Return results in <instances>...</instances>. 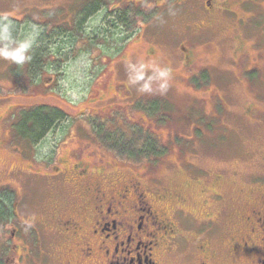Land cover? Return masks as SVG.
I'll return each mask as SVG.
<instances>
[{
	"label": "rangeland",
	"instance_id": "1",
	"mask_svg": "<svg viewBox=\"0 0 264 264\" xmlns=\"http://www.w3.org/2000/svg\"><path fill=\"white\" fill-rule=\"evenodd\" d=\"M103 1L100 12L84 18L95 5L100 7L99 0H0V18L17 20L21 27L15 39H31L29 55L33 48L43 51L41 36L48 49L37 69L30 68L31 60L18 65L0 59V194L13 182L20 216L30 221L43 216V179L12 173L14 167L27 165L19 154H30L20 138L26 116L22 111L54 108L64 117L35 146L31 158L37 153L36 168L42 167L41 154L52 152L56 144L64 156L101 148L104 160L136 169L147 184L159 180L172 192L178 190L199 218L202 199L215 191L225 205L224 234L220 232L218 241L225 249L229 225L247 209L246 199L264 196V13L248 26L229 18L196 34L200 64L212 70H207L205 82L192 86L171 79L163 94L141 93L139 85L128 82L127 64L153 61L133 47L137 30L151 15L145 6L150 1L128 9L133 34L125 29L124 35L97 31L114 20L112 7L127 6L123 0ZM156 14L161 21L155 28L160 32L157 48L171 54L196 16L169 8ZM70 34L75 38L71 42L66 40ZM239 41L245 42L244 57L236 62L233 52ZM161 57L155 62L165 67ZM254 67L260 72L246 70ZM152 97L158 101L148 104ZM140 149L151 152L140 155ZM8 235V227L0 224V252L10 245Z\"/></svg>",
	"mask_w": 264,
	"mask_h": 264
},
{
	"label": "flooded vegetation",
	"instance_id": "2",
	"mask_svg": "<svg viewBox=\"0 0 264 264\" xmlns=\"http://www.w3.org/2000/svg\"><path fill=\"white\" fill-rule=\"evenodd\" d=\"M99 1L100 7L94 6L90 18L105 5ZM144 1H150L151 15L137 30L133 47H139L143 52L139 54L151 61L162 56L165 67L172 69V79L192 86L205 82L207 70L212 71L200 64L196 34L229 18L248 26L264 13V0H123L125 10L112 7L114 20L97 31L125 33L126 29L133 34L128 9ZM164 8L194 14L197 21L185 27L187 36L175 42L171 54L157 48L160 32L155 28L161 21L156 13ZM239 43L233 52L236 62L244 57L245 42ZM246 70L260 72L256 67ZM156 99L148 98V104ZM20 138L30 146V154L18 153L27 165L14 167L12 176L43 179L44 212L32 221L20 216L14 203L15 184H7L10 189L0 194V224L8 227L5 241L10 245L0 252V264H264V196L246 199L247 209L230 223L233 231L228 229L227 248L222 249L218 241L220 232L224 234L225 205L214 196L217 192L202 199L199 218L187 207L189 198L178 190L172 192L159 180L147 184L136 169L123 167L118 160H104L101 148L88 153L69 151L64 156L56 144L52 152L41 154L42 167L36 168L37 153L34 161L31 157L40 141L23 133ZM105 145L114 151L113 145ZM183 230L194 235H185Z\"/></svg>",
	"mask_w": 264,
	"mask_h": 264
},
{
	"label": "clouds",
	"instance_id": "3",
	"mask_svg": "<svg viewBox=\"0 0 264 264\" xmlns=\"http://www.w3.org/2000/svg\"><path fill=\"white\" fill-rule=\"evenodd\" d=\"M145 6L151 7L147 2ZM31 47V39L17 40L13 37L9 24H5L0 28V59L11 61L18 65L24 64L31 60L29 55ZM127 71L129 84L139 85L137 90L141 93H151L157 90L163 94L167 92L172 79V69L162 67L155 61L149 63L143 61L138 63L129 62ZM149 72H151L150 75ZM154 84L156 85L155 89L153 87Z\"/></svg>",
	"mask_w": 264,
	"mask_h": 264
},
{
	"label": "trees",
	"instance_id": "4",
	"mask_svg": "<svg viewBox=\"0 0 264 264\" xmlns=\"http://www.w3.org/2000/svg\"><path fill=\"white\" fill-rule=\"evenodd\" d=\"M94 1H98V0H94ZM97 6V5H96ZM98 7H96L95 9H97ZM92 10H90L88 13H84V18H86L87 16H91L92 14ZM5 17H1L0 18V28L3 27V25L5 24H9L10 27V31L12 32L13 37L15 38L20 30L21 27L19 26L18 21L17 20H13L10 18H7V20H4ZM73 32V31H72ZM42 34V33H41ZM73 39H75L73 37L72 34H70V36L66 37V40L73 41ZM40 41V48L45 49V39L44 36H41L39 38ZM72 44V43H71ZM36 47V46H35ZM45 50H48L47 48ZM34 48L32 50V52L30 53L31 56V61L29 64L30 68L32 69H37L44 61V57L47 56L46 52L40 51V49L36 52H34ZM40 51V52H39ZM34 52V53H33ZM57 53V52H56ZM26 114L25 116V120H24V125L22 126V129L24 132L21 131V134H29L30 136H32L36 142L41 141L43 139V137L50 132V130H52L54 127H56V125L63 119L64 114L63 112H61L58 109H54V108H49V107H45V106H41V107H37L28 111H23L22 115ZM22 120V117H21ZM30 139V138H29ZM141 153L140 155H149L150 149H140L139 150ZM122 153V151L120 152ZM144 153V154H143Z\"/></svg>",
	"mask_w": 264,
	"mask_h": 264
}]
</instances>
